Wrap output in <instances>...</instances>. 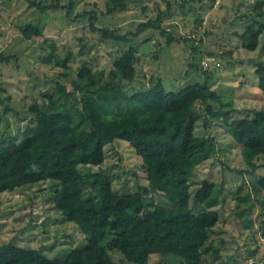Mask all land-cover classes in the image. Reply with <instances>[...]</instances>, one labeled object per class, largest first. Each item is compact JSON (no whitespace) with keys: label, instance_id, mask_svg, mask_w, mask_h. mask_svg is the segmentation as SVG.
<instances>
[{"label":"trees","instance_id":"1","mask_svg":"<svg viewBox=\"0 0 264 264\" xmlns=\"http://www.w3.org/2000/svg\"><path fill=\"white\" fill-rule=\"evenodd\" d=\"M63 1L28 0L44 13L67 9L66 15L73 20L87 17L92 31L105 41L125 44L127 50L107 75L96 73L85 61L74 77L72 70L53 77L54 90L43 92L42 102L29 105L36 120L21 146L12 149L0 141V194L44 182L54 207L82 232L84 244L60 260L11 239L0 243V264H116L105 245L139 264H147L154 253L176 256L179 264H202L209 254L220 255L214 237L220 213L204 206L209 199L213 202L215 184L204 179L193 195L188 181L220 145L212 134L195 133L200 117L195 103L205 106V126L206 118L223 119L238 150L248 158L241 173L264 168V161H260L264 156V61L256 62L263 105L252 114L237 113L231 97L217 95L201 82L175 91L161 78L150 79L151 85L130 93L122 82H132L137 75L141 57L137 41L156 28L168 33V43L182 40L163 25L164 10L156 18L140 21L136 29L120 33L119 27L100 26L97 20L100 13H112L127 6L129 0H106L105 11L85 9L77 15L72 14L75 0ZM263 27L261 21L259 26L236 31L246 49L258 47ZM21 33L27 39L45 37L31 22L21 26ZM206 52L203 66L192 63L197 69L209 68L211 61L221 64L215 52ZM11 56L1 54L0 58L10 60ZM3 91L0 86V93ZM117 139L127 141L142 159L147 182L134 191L116 193L103 168L105 147ZM152 191L161 192L167 204L156 203ZM197 206L201 207L199 213L194 212ZM261 227L264 229V222Z\"/></svg>","mask_w":264,"mask_h":264},{"label":"rangeland","instance_id":"2","mask_svg":"<svg viewBox=\"0 0 264 264\" xmlns=\"http://www.w3.org/2000/svg\"><path fill=\"white\" fill-rule=\"evenodd\" d=\"M106 5V0H75L72 14L85 9L100 13ZM162 9L163 25L182 40L168 43V33L160 28L141 37L136 44L141 55L137 75L132 82L122 80L128 92L151 85L150 79L161 78L168 89L175 91L194 82L206 83L217 95L231 97L239 114H252L263 105L256 62L264 61V27L255 50L246 49L236 31L264 21V0H129L127 6L112 13H100L97 24L119 27L120 33H126L136 29L140 21L156 18ZM66 10L44 13L28 0H0V56L12 55L10 60L0 58V86L5 88L0 93V141L12 149L21 146L33 129L36 116L29 105L42 102V93L54 90L52 79L58 72L72 70L74 77L81 63L88 61L96 73L107 75L118 56L127 50L125 44L105 41L92 31L87 17L73 20ZM27 22L37 25L45 37H23L21 26ZM206 51L215 52L221 64L216 66L211 61L209 68L197 69L192 63L203 66ZM195 107L200 113L195 133L212 134L220 144L217 153L201 162L188 180L193 195L204 179L214 182L216 195L204 206L220 213L214 237L221 253L209 254L202 264H264V168L241 173L240 169L247 168L248 158L238 150L223 119L206 118L205 126V106L196 101ZM103 168L111 176L116 193L134 191L147 182L141 157L123 139L106 145ZM150 195L156 203L167 204L161 192L152 191ZM0 200V243L14 239L60 260L71 249L83 246L82 232L54 207L44 182L3 192ZM190 202L194 204L193 197ZM200 210L197 206L194 212ZM105 246L116 264H139ZM179 261L170 254L154 253L147 264Z\"/></svg>","mask_w":264,"mask_h":264},{"label":"built area","instance_id":"3","mask_svg":"<svg viewBox=\"0 0 264 264\" xmlns=\"http://www.w3.org/2000/svg\"><path fill=\"white\" fill-rule=\"evenodd\" d=\"M204 64L207 65L208 64V61H204Z\"/></svg>","mask_w":264,"mask_h":264}]
</instances>
